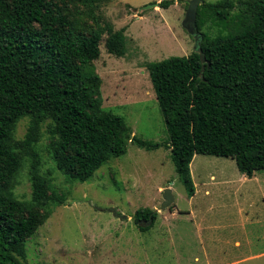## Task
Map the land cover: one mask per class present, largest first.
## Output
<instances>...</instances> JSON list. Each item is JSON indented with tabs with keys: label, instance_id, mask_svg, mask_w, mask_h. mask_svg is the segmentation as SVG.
I'll return each instance as SVG.
<instances>
[{
	"label": "trees",
	"instance_id": "trees-1",
	"mask_svg": "<svg viewBox=\"0 0 264 264\" xmlns=\"http://www.w3.org/2000/svg\"><path fill=\"white\" fill-rule=\"evenodd\" d=\"M74 1L0 0V264H26L28 238L66 200L42 168L44 125L50 158L71 181L88 180L128 150L131 129L122 115L102 109L94 63L105 31L109 53L127 52L125 28L103 26L94 14L88 23L102 0H78L86 9ZM209 22L220 33L210 35ZM196 26L190 54L149 63L171 157L190 195L195 154L232 157L249 177L264 170V0L204 1ZM26 116L27 132L16 139ZM133 140L147 149L161 145ZM26 164L32 194L23 200L14 189ZM150 214L153 225L154 209L141 207L134 217L138 223Z\"/></svg>",
	"mask_w": 264,
	"mask_h": 264
},
{
	"label": "rangeland",
	"instance_id": "rangeland-1",
	"mask_svg": "<svg viewBox=\"0 0 264 264\" xmlns=\"http://www.w3.org/2000/svg\"><path fill=\"white\" fill-rule=\"evenodd\" d=\"M160 1L102 0L91 7L89 24L97 18L103 26L125 28L127 52L109 53L105 31L94 63L102 79V109L122 115L131 129L128 150L88 180L71 181L50 158L43 126L42 168L52 172L66 200L28 238L26 264H264V170L249 177L232 157L195 154L192 196L176 171L149 63L188 55L197 41L183 26L189 0H174L167 8ZM204 29L220 33L210 22ZM29 120H19L16 139L25 136ZM134 136L161 145L147 149ZM168 187L174 202L160 209ZM14 192L31 198L28 164ZM141 207L157 210L155 223L145 230L134 217ZM114 208L128 217L115 216Z\"/></svg>",
	"mask_w": 264,
	"mask_h": 264
},
{
	"label": "water",
	"instance_id": "water-1",
	"mask_svg": "<svg viewBox=\"0 0 264 264\" xmlns=\"http://www.w3.org/2000/svg\"><path fill=\"white\" fill-rule=\"evenodd\" d=\"M205 0H189L188 3V9L186 12L185 19L183 21V26L188 30V32L192 35H194L195 39L198 38V30L196 26V19H197V13H198V8L199 5L204 3ZM156 4H159V2H156ZM174 202V196L172 194V189L170 187L166 188L164 190V203L160 207V209L166 208L171 206V204ZM113 214L121 219H125L128 216L125 214L119 213L115 208L111 209ZM157 211V210H156ZM154 221L153 214H150L147 219L141 218L138 220L139 225L146 227L150 226Z\"/></svg>",
	"mask_w": 264,
	"mask_h": 264
},
{
	"label": "crops",
	"instance_id": "crops-1",
	"mask_svg": "<svg viewBox=\"0 0 264 264\" xmlns=\"http://www.w3.org/2000/svg\"><path fill=\"white\" fill-rule=\"evenodd\" d=\"M208 192V190H206ZM194 195V194H193ZM192 196V195H191Z\"/></svg>",
	"mask_w": 264,
	"mask_h": 264
}]
</instances>
